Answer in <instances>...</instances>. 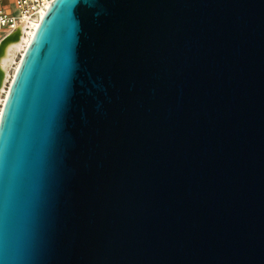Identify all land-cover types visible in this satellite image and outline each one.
I'll use <instances>...</instances> for the list:
<instances>
[{
    "label": "water",
    "instance_id": "obj_1",
    "mask_svg": "<svg viewBox=\"0 0 264 264\" xmlns=\"http://www.w3.org/2000/svg\"><path fill=\"white\" fill-rule=\"evenodd\" d=\"M0 264H264V0H55L0 118Z\"/></svg>",
    "mask_w": 264,
    "mask_h": 264
},
{
    "label": "bare ground",
    "instance_id": "obj_2",
    "mask_svg": "<svg viewBox=\"0 0 264 264\" xmlns=\"http://www.w3.org/2000/svg\"><path fill=\"white\" fill-rule=\"evenodd\" d=\"M44 16V15H43ZM41 18L34 19L31 22L23 23L19 29L11 34H9L0 44V118L3 112V108L5 102L7 100L10 87L13 83L15 74L19 68L22 57L25 54L28 46L30 45L36 30L40 25ZM18 51H23L20 61L17 62V66L15 68L14 74L11 76V80L9 82V88L6 92V97L2 101L1 94L5 90V85L7 84V80L10 76V68L15 63L16 55Z\"/></svg>",
    "mask_w": 264,
    "mask_h": 264
},
{
    "label": "built area",
    "instance_id": "obj_3",
    "mask_svg": "<svg viewBox=\"0 0 264 264\" xmlns=\"http://www.w3.org/2000/svg\"><path fill=\"white\" fill-rule=\"evenodd\" d=\"M14 13L9 12L4 0H0V44L9 34L17 31L25 22L45 15L55 0H14Z\"/></svg>",
    "mask_w": 264,
    "mask_h": 264
},
{
    "label": "rangeland",
    "instance_id": "obj_4",
    "mask_svg": "<svg viewBox=\"0 0 264 264\" xmlns=\"http://www.w3.org/2000/svg\"><path fill=\"white\" fill-rule=\"evenodd\" d=\"M4 3H5V6L6 8L9 10V12L11 13H14L16 11L15 9V1L14 0H4ZM22 52L23 51H18L17 52V55H16V59H15V63L11 66V68L9 69L10 70V76L7 80V84L5 85V90L4 92L1 94V99L2 101L4 100V98L6 97V92H7V89L9 88V82L11 80V76L14 74V71H15V68L17 66V62L20 61V58L22 56Z\"/></svg>",
    "mask_w": 264,
    "mask_h": 264
}]
</instances>
